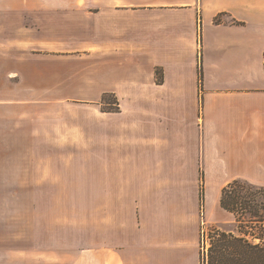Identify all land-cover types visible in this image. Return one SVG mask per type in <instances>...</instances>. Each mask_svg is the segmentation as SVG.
Returning <instances> with one entry per match:
<instances>
[{
  "label": "crops",
  "instance_id": "crops-1",
  "mask_svg": "<svg viewBox=\"0 0 264 264\" xmlns=\"http://www.w3.org/2000/svg\"><path fill=\"white\" fill-rule=\"evenodd\" d=\"M0 61L37 99L14 102L27 135L59 144L45 163L112 189V247L76 264H201L222 189L264 187V0H0Z\"/></svg>",
  "mask_w": 264,
  "mask_h": 264
},
{
  "label": "rangeland",
  "instance_id": "rangeland-1",
  "mask_svg": "<svg viewBox=\"0 0 264 264\" xmlns=\"http://www.w3.org/2000/svg\"><path fill=\"white\" fill-rule=\"evenodd\" d=\"M225 18L219 14L214 22ZM6 32L11 34L13 30ZM2 64L11 67L12 63L0 61V264H76L83 249L112 247V189L87 188L96 176L81 172L79 167L45 163L52 149L60 150L59 144L43 140V136L35 140L36 136L27 135L24 118L20 117L23 108L14 102L37 99L35 94L28 98L19 77H13L11 68L5 69ZM24 80L28 82L31 77L26 75ZM115 99L108 94L102 109L108 108L109 101L116 109ZM109 179L100 173L96 184ZM198 190L204 205L206 186L202 169ZM213 228L234 231V217L225 225L206 223L204 244H209Z\"/></svg>",
  "mask_w": 264,
  "mask_h": 264
},
{
  "label": "trees",
  "instance_id": "trees-1",
  "mask_svg": "<svg viewBox=\"0 0 264 264\" xmlns=\"http://www.w3.org/2000/svg\"><path fill=\"white\" fill-rule=\"evenodd\" d=\"M198 77L201 89V56L198 62ZM106 96L103 97L102 103ZM114 104L118 105V101ZM106 105L108 108L105 111L114 110L112 101ZM200 197L202 208L203 195ZM220 205L233 215L235 230L211 229L208 245L206 242L204 244L202 235L201 264H264V187H256L242 179H235L222 190Z\"/></svg>",
  "mask_w": 264,
  "mask_h": 264
}]
</instances>
